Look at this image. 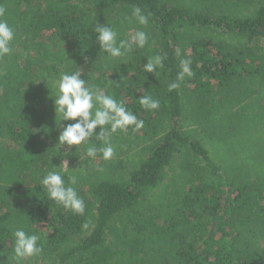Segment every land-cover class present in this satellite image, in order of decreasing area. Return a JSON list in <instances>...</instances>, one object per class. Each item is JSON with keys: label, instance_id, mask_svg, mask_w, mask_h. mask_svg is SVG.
<instances>
[{"label": "trees", "instance_id": "trees-1", "mask_svg": "<svg viewBox=\"0 0 264 264\" xmlns=\"http://www.w3.org/2000/svg\"><path fill=\"white\" fill-rule=\"evenodd\" d=\"M0 3L16 33L12 54L0 59V264H12L18 227L43 247L22 264H264V46L254 44L264 39V0ZM136 7L149 18L148 43L106 60L95 27L129 39L142 28L131 19ZM157 54L164 68L145 73ZM180 59L192 60L194 75L169 92ZM77 70L144 121L113 135L111 160L58 143L63 127L45 80ZM144 95L160 108L143 109ZM24 150L37 152V175ZM64 160L83 216L50 200L39 182L51 161Z\"/></svg>", "mask_w": 264, "mask_h": 264}, {"label": "clouds", "instance_id": "clouds-1", "mask_svg": "<svg viewBox=\"0 0 264 264\" xmlns=\"http://www.w3.org/2000/svg\"><path fill=\"white\" fill-rule=\"evenodd\" d=\"M6 16L7 8L0 3V59L12 54V44L16 36ZM131 19H135L142 28L136 30L129 39H121L118 30L111 25L98 24L95 27L99 53L106 60H122L133 50L134 45L136 48L143 49L148 43V33L143 30L149 23L148 16L141 8L136 7L132 11ZM175 55L179 58L181 51L177 49ZM165 58L159 54L148 57L143 65V71L158 74L159 70L164 68ZM179 63L180 72L176 81L168 84L169 92L180 87L179 81L194 75L191 59H180ZM45 81L51 83L54 90L52 98L56 124L59 118V127H63L58 138L59 144L75 149L77 146L85 145L87 157L95 158L99 154L103 160L107 161L111 160L116 153V147L112 143L114 134L129 127L133 130L144 127V121L139 120L133 112L129 111L123 100L118 101L105 89L82 79L79 70L65 71L60 73L58 78ZM138 100L140 106L146 111H154L161 106L160 100L151 95L141 96ZM61 122L71 123L62 125ZM97 129H99L98 132ZM41 130L45 134L48 132L46 126H42ZM51 165V170L47 171L39 181L46 190L48 198L62 205L66 211L83 216L86 205L75 187L77 177L69 175L67 181L65 180L63 168L69 169L67 161L64 160L59 167L54 166L52 161ZM83 227L87 229L88 224L85 223ZM12 237L14 245L12 254L8 257L12 264H22L24 260L39 256L43 251L40 236L30 234L24 227L16 228L12 232Z\"/></svg>", "mask_w": 264, "mask_h": 264}, {"label": "rangeland", "instance_id": "rangeland-1", "mask_svg": "<svg viewBox=\"0 0 264 264\" xmlns=\"http://www.w3.org/2000/svg\"><path fill=\"white\" fill-rule=\"evenodd\" d=\"M32 1H38V0H32ZM254 44L257 45V46H264V39H256L254 41ZM1 143L6 144V145H11L10 147H12V148L14 147V148L19 149L18 146L15 143H13V142H10V141L5 142L4 140H2ZM25 154L28 157V159H29V157H31V163L29 164V167H28L29 174L30 175H37L39 173V170H40V160H39V156H38L37 152H35L34 150H32L30 152L29 151H25ZM88 164L91 167L95 168V165H96L95 163L88 161ZM223 190L224 191H223L222 195L224 197L229 196V193L227 192V189L224 188ZM226 244H228V241L225 240V239H216L215 240V245L216 246L221 247V246H224ZM38 262H39V264H48L46 262L41 261L40 257H38Z\"/></svg>", "mask_w": 264, "mask_h": 264}]
</instances>
